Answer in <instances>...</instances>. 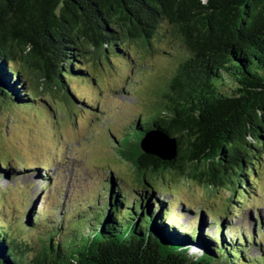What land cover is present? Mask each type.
I'll return each mask as SVG.
<instances>
[{
  "label": "trees",
  "instance_id": "trees-1",
  "mask_svg": "<svg viewBox=\"0 0 264 264\" xmlns=\"http://www.w3.org/2000/svg\"><path fill=\"white\" fill-rule=\"evenodd\" d=\"M161 41L177 42L181 60L160 91L157 111L138 117L116 142L145 186L150 174L166 181L168 171L174 179L223 187L231 206L250 209L264 165V0H0V107L33 110L37 101L51 106L60 95L81 108L87 101L72 82L95 83L91 62L130 61L133 44L153 53ZM153 129L175 139L174 157L142 149ZM8 167L0 164V174ZM107 190L91 224L85 207L78 221L70 216L72 228L62 239H54L61 228L50 230L47 215L33 221V206L21 219L6 211L2 193L0 264H264V257L244 259L245 232L235 233L239 243L223 232L227 216H237L229 209L213 237L199 236L198 228L168 218L169 201L136 191L130 206L116 178ZM42 220L47 230L33 239ZM197 243L202 251H191Z\"/></svg>",
  "mask_w": 264,
  "mask_h": 264
},
{
  "label": "rangeland",
  "instance_id": "rangeland-1",
  "mask_svg": "<svg viewBox=\"0 0 264 264\" xmlns=\"http://www.w3.org/2000/svg\"><path fill=\"white\" fill-rule=\"evenodd\" d=\"M131 52L130 61L113 57L110 63L105 58L91 62L94 84L74 79L73 89L82 92L87 101L81 108L72 102L66 104L60 95L51 98V106L37 101L33 110L19 105L0 107V164L9 165V171L0 174V195H4L6 211H14L21 219L33 206V221L37 215L42 219L47 215L50 230L61 228L54 239H62L72 228L70 216L78 221L85 207L88 214L84 217L91 224L94 211L106 205L109 181L116 178L125 188L130 206L136 205V191L150 199L166 197L171 212L168 218L198 228L199 236L213 237L223 211L228 209L237 216L226 218L229 223L224 233H234V243L241 242L236 236L240 230L258 233V212L264 223V165L257 172L260 179L247 210L242 204L231 206V192L223 187L212 190L186 176L174 179L168 171L166 181L150 174L149 187L136 177L135 166L124 156L116 138L125 137V127L139 116L145 120L150 112L157 111L155 103L180 62L182 49L177 42L161 41L153 53L137 44ZM4 219L15 224L11 217ZM43 222L32 231L33 239L40 228L47 230ZM259 234L262 243L257 240L243 251L244 259L264 257V232ZM26 237L31 238L29 234ZM202 247L197 243L191 251L201 252Z\"/></svg>",
  "mask_w": 264,
  "mask_h": 264
},
{
  "label": "water",
  "instance_id": "water-1",
  "mask_svg": "<svg viewBox=\"0 0 264 264\" xmlns=\"http://www.w3.org/2000/svg\"><path fill=\"white\" fill-rule=\"evenodd\" d=\"M142 149L149 153L170 159L176 154V141L159 130H150L142 141Z\"/></svg>",
  "mask_w": 264,
  "mask_h": 264
},
{
  "label": "bare ground",
  "instance_id": "bare-ground-1",
  "mask_svg": "<svg viewBox=\"0 0 264 264\" xmlns=\"http://www.w3.org/2000/svg\"><path fill=\"white\" fill-rule=\"evenodd\" d=\"M141 118V117H140Z\"/></svg>",
  "mask_w": 264,
  "mask_h": 264
}]
</instances>
